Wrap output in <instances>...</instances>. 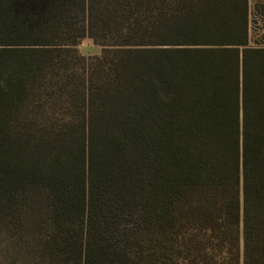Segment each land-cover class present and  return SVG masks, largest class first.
<instances>
[{
    "label": "trees",
    "instance_id": "1",
    "mask_svg": "<svg viewBox=\"0 0 264 264\" xmlns=\"http://www.w3.org/2000/svg\"><path fill=\"white\" fill-rule=\"evenodd\" d=\"M0 264H264V0H0Z\"/></svg>",
    "mask_w": 264,
    "mask_h": 264
},
{
    "label": "rangeland",
    "instance_id": "2",
    "mask_svg": "<svg viewBox=\"0 0 264 264\" xmlns=\"http://www.w3.org/2000/svg\"><path fill=\"white\" fill-rule=\"evenodd\" d=\"M79 51L83 55L98 54L100 52V46L95 45L90 39L85 38L78 46Z\"/></svg>",
    "mask_w": 264,
    "mask_h": 264
}]
</instances>
